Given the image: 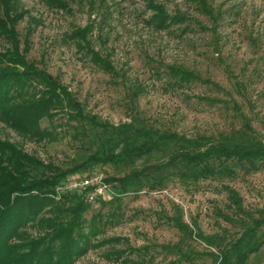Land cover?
<instances>
[{
    "label": "rangeland",
    "instance_id": "rangeland-1",
    "mask_svg": "<svg viewBox=\"0 0 264 264\" xmlns=\"http://www.w3.org/2000/svg\"><path fill=\"white\" fill-rule=\"evenodd\" d=\"M202 1L17 0L26 11L16 27L19 47L27 44V58L56 76L86 111L103 121H128L134 103L139 115L154 127L189 137H216L241 127L238 108L256 137L264 141V0ZM154 3L162 5L167 15L181 17V23L158 30L149 22ZM77 28L88 29L86 41L71 39ZM7 47H12L11 42L0 38V51ZM90 50L111 65L110 71L94 62ZM169 66L193 71L207 82L172 86L169 78L162 77ZM51 114L41 115L38 126L51 130L52 137L37 140L0 121V139L61 168L81 162L85 153L72 135L74 122L59 110ZM129 168L95 165L72 175L101 176L113 196L115 185L107 178L123 175ZM223 185L235 188L244 208L254 216L264 213L263 168L188 186L173 180L163 189L122 196L120 219L105 224L92 238L99 246L90 248L75 264H123L106 259L105 254L128 247H147L153 259L145 264H171L176 256L166 254L161 246L180 240L204 250L203 242L185 237L166 220L165 215H172L176 206L184 221L189 225L195 221L203 233L233 237L240 229L223 219L231 213ZM58 196L55 193L54 198ZM89 203L87 221L100 211L98 199ZM39 215L50 217L47 210ZM20 231L32 237L39 233L33 220ZM181 264H211V260L202 257ZM248 264H264V245L249 257Z\"/></svg>",
    "mask_w": 264,
    "mask_h": 264
},
{
    "label": "trees",
    "instance_id": "trees-1",
    "mask_svg": "<svg viewBox=\"0 0 264 264\" xmlns=\"http://www.w3.org/2000/svg\"><path fill=\"white\" fill-rule=\"evenodd\" d=\"M150 6L155 13L149 22L158 30L181 23V17L167 15L162 5ZM25 13L17 0H0V38L12 44L0 51V121L19 133L42 140L52 137L53 132L39 128L38 118L59 110L74 122L72 135L80 140L79 147L85 155L81 162L61 168L0 139V264H75L90 248L99 246L92 243V238L102 232V227L120 219L122 196L144 189H163L173 180L188 186L264 169V141L256 137L247 116L238 108L241 127L216 137H189L154 127L139 115L134 103L129 120L118 124L86 111L56 76L27 58V44L19 47L16 27ZM87 31L77 28L71 39L86 41ZM90 54L98 66L110 71L111 65L97 52L90 50ZM163 76L169 78L168 84L178 87L196 80L207 82L193 71L177 66H169ZM106 164L130 168L123 175L107 178L116 191L110 199H98L101 212L89 221L84 215L90 203L80 194L61 192L58 199L54 198L56 187L67 176ZM223 188L231 212L224 214L223 219L238 225L239 233L229 239L217 233L205 234L195 221L192 225L186 223L176 206L172 215H165L166 220L185 237L203 242L206 248L196 250L183 240L162 245L166 254L176 256L170 259L171 264L193 263L202 257L210 258L211 264H248L249 257L262 248L264 213L254 216L244 208L235 188ZM43 210L50 217L39 215ZM28 220L36 221L38 235L32 237L20 231ZM128 248L109 251L105 257L123 264H145L153 259L147 247ZM131 254L135 257L131 258Z\"/></svg>",
    "mask_w": 264,
    "mask_h": 264
},
{
    "label": "built area",
    "instance_id": "built-area-1",
    "mask_svg": "<svg viewBox=\"0 0 264 264\" xmlns=\"http://www.w3.org/2000/svg\"><path fill=\"white\" fill-rule=\"evenodd\" d=\"M61 192H76L87 202H92L99 198L107 199L112 196V191L108 187V184L99 175L81 178L69 175L56 187L57 195Z\"/></svg>",
    "mask_w": 264,
    "mask_h": 264
}]
</instances>
